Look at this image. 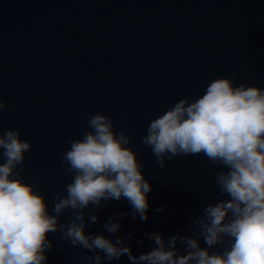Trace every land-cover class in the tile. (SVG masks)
<instances>
[{
	"label": "water",
	"instance_id": "1",
	"mask_svg": "<svg viewBox=\"0 0 264 264\" xmlns=\"http://www.w3.org/2000/svg\"><path fill=\"white\" fill-rule=\"evenodd\" d=\"M221 77L264 89V0H0V98L10 106L0 126L19 129L32 145L24 181L52 214L53 198L73 176L62 159L69 142L82 138L89 113L110 116L114 131L131 137L127 146L151 185L148 219L133 221L127 200H110L85 232L115 240L103 225L126 213L117 217V235L134 255L154 247L146 234L190 235L208 203L227 199L215 185L220 165L201 154L177 156L161 169L140 139L152 119ZM69 218L66 212L60 221ZM59 235L49 234L46 264H83L82 255H94ZM102 264L131 262L124 256Z\"/></svg>",
	"mask_w": 264,
	"mask_h": 264
},
{
	"label": "clouds",
	"instance_id": "2",
	"mask_svg": "<svg viewBox=\"0 0 264 264\" xmlns=\"http://www.w3.org/2000/svg\"><path fill=\"white\" fill-rule=\"evenodd\" d=\"M9 107L0 98V117ZM140 139L161 169L177 156L201 154L220 165L225 170L216 172L215 185L227 199L208 203L190 235L178 232L166 240L159 232L146 234L154 247L137 256L117 235V217L126 213L108 217L103 225L115 240L85 232L98 222L102 202L110 200H127L133 221L148 219L151 185L127 146L131 137L124 130L115 132L110 116L89 113L82 138L69 142L62 159L65 172L73 176L63 194L53 198L52 214L45 196L22 177L31 143L21 139L19 129L0 126V264H46V253L54 246L50 233L94 253L82 255L83 264L124 256L131 264H264V89L215 78L195 100L182 98L152 119ZM66 212L70 218L61 222ZM217 246L222 251H210Z\"/></svg>",
	"mask_w": 264,
	"mask_h": 264
}]
</instances>
